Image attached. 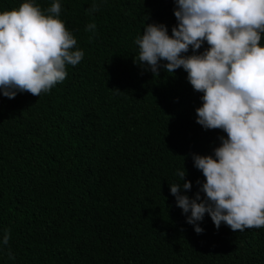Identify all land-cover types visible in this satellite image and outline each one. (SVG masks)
<instances>
[{
  "label": "trees",
  "instance_id": "1",
  "mask_svg": "<svg viewBox=\"0 0 264 264\" xmlns=\"http://www.w3.org/2000/svg\"><path fill=\"white\" fill-rule=\"evenodd\" d=\"M59 2L83 59L39 96L0 94V264H264V227L217 229L206 213L197 234L170 192L185 167L194 197L205 177L192 154L227 135L196 122L203 93L183 68L137 63L145 24L171 35L174 0ZM35 3L49 14L53 0Z\"/></svg>",
  "mask_w": 264,
  "mask_h": 264
},
{
  "label": "clouds",
  "instance_id": "2",
  "mask_svg": "<svg viewBox=\"0 0 264 264\" xmlns=\"http://www.w3.org/2000/svg\"><path fill=\"white\" fill-rule=\"evenodd\" d=\"M174 4L171 35L164 23L145 24L135 40V61L153 75L161 68L169 74L183 68L193 89L203 93L196 122L227 135L219 137L213 154H192L205 177L194 197L183 191L192 188L185 167L170 192L197 234L204 231L198 222L206 213L217 229L222 222L240 232L264 227V0ZM47 12L35 0L0 11V94L9 99L18 92H48L65 79L66 65L84 57L83 50H73L77 41L59 19V0ZM95 28L92 23L86 30ZM205 42L209 47L199 52ZM8 240L5 233L0 244Z\"/></svg>",
  "mask_w": 264,
  "mask_h": 264
}]
</instances>
